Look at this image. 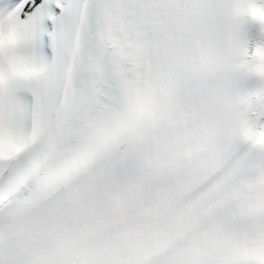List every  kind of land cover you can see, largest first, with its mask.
Listing matches in <instances>:
<instances>
[{"label":"snow or ice","instance_id":"snow-or-ice-1","mask_svg":"<svg viewBox=\"0 0 264 264\" xmlns=\"http://www.w3.org/2000/svg\"><path fill=\"white\" fill-rule=\"evenodd\" d=\"M214 0H0V138L33 131L69 135L83 117L119 96L118 73L133 53L169 59L166 50L214 48L226 55L227 26ZM238 15L264 29V0ZM239 36V39H237ZM237 32L233 48L253 68L242 95L264 100V37L255 47ZM255 103V101H254ZM264 123V103L255 105ZM258 143H264L260 132ZM257 264H264V248Z\"/></svg>","mask_w":264,"mask_h":264},{"label":"bare ground","instance_id":"bare-ground-1","mask_svg":"<svg viewBox=\"0 0 264 264\" xmlns=\"http://www.w3.org/2000/svg\"><path fill=\"white\" fill-rule=\"evenodd\" d=\"M25 141L26 140L2 138L0 142V154L4 157L11 156Z\"/></svg>","mask_w":264,"mask_h":264}]
</instances>
